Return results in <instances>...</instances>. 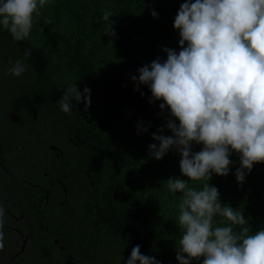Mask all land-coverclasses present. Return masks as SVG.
<instances>
[{"label": "trees", "instance_id": "1", "mask_svg": "<svg viewBox=\"0 0 264 264\" xmlns=\"http://www.w3.org/2000/svg\"><path fill=\"white\" fill-rule=\"evenodd\" d=\"M4 135L21 213L0 198V264H264V42L243 0H0Z\"/></svg>", "mask_w": 264, "mask_h": 264}, {"label": "flooded vegetation", "instance_id": "2", "mask_svg": "<svg viewBox=\"0 0 264 264\" xmlns=\"http://www.w3.org/2000/svg\"><path fill=\"white\" fill-rule=\"evenodd\" d=\"M29 96L30 95H28L27 97H29ZM4 137L7 139L8 143L6 142L7 144L0 145V198L4 199L8 203H11L14 207L13 210H10L6 207L4 213H9V211L21 213V207L19 205H17L16 198L13 197V195L9 191H8V194H6V191H5V188H6L5 183L7 181V177L11 178L12 180H15V177L10 172V170L8 169V166H7V163L10 160H12L13 158H15V151H14V143L11 139L12 137L10 135L9 136L4 135ZM5 146L8 148H5ZM49 151L51 152V154L56 156V153L59 151V148L56 146L50 145ZM18 155L20 156V153H18ZM37 174H40L41 180H44L45 178H47V181L51 180L50 178H48V174L42 170H41V172H38ZM16 177L18 178V180L20 182H23V178L21 176H19L17 174ZM26 177L29 178L30 175L27 174ZM49 182H47V183H49ZM35 184L37 185L36 189H38V190H41V188L43 187L42 185L40 186L41 182L39 184L38 183H35ZM11 215L14 218L15 222H13L14 226H10V228L15 230V232L22 234L21 236L23 237V241L25 243L27 238L29 237V232L31 231V227H34V226L30 225V223L28 221L25 222L24 225H22L21 222L25 219V218L23 219V215H20V214H18L16 216H14V214H11ZM20 226L23 227V229L26 231L25 233L20 230V228H19Z\"/></svg>", "mask_w": 264, "mask_h": 264}, {"label": "water", "instance_id": "3", "mask_svg": "<svg viewBox=\"0 0 264 264\" xmlns=\"http://www.w3.org/2000/svg\"><path fill=\"white\" fill-rule=\"evenodd\" d=\"M257 32L264 42V0H243ZM66 195V192H65ZM67 200V199H65Z\"/></svg>", "mask_w": 264, "mask_h": 264}]
</instances>
